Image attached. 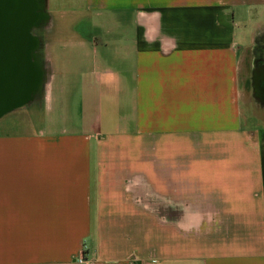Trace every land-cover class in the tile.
Instances as JSON below:
<instances>
[{"label": "crops", "instance_id": "obj_1", "mask_svg": "<svg viewBox=\"0 0 264 264\" xmlns=\"http://www.w3.org/2000/svg\"><path fill=\"white\" fill-rule=\"evenodd\" d=\"M45 11L46 82L0 116V264H264V127L239 42L264 0Z\"/></svg>", "mask_w": 264, "mask_h": 264}, {"label": "water", "instance_id": "obj_2", "mask_svg": "<svg viewBox=\"0 0 264 264\" xmlns=\"http://www.w3.org/2000/svg\"><path fill=\"white\" fill-rule=\"evenodd\" d=\"M45 16V0H0V116L42 90L41 41L32 30Z\"/></svg>", "mask_w": 264, "mask_h": 264}, {"label": "rangeland", "instance_id": "obj_3", "mask_svg": "<svg viewBox=\"0 0 264 264\" xmlns=\"http://www.w3.org/2000/svg\"><path fill=\"white\" fill-rule=\"evenodd\" d=\"M250 19L253 20V24H252V26L251 25H245L242 27V30H245V32H246V37H244V35H242L241 40L239 41L240 44H246V46H248V47H245V49H244L245 54L242 52L243 58L241 60L240 89H241V93H242L243 105H245V107H248L249 111H251V112L254 111L256 114L260 115L264 121V102H261L255 95L252 80H251V69H250V67L252 65L250 64V59H249V53H250V49H251L250 45H251V43H253L252 42L253 41V34L255 33V31L257 33L259 30H264L263 29L264 23H263V25L261 23H260L261 25H259V23H258L259 27L256 28L257 21H260V20L264 21V14H261V12H260V14L259 13L258 14H252L250 16ZM32 32H33V34H39L40 35L39 28L33 29ZM250 32H251V37L249 38ZM39 51H41V50L39 49ZM41 57H42V54H41ZM42 63H44V62H42ZM45 64H43L44 67H45ZM44 72H46V68H45ZM44 81H45V79H44ZM256 114L254 115L255 118L253 116H250L248 118V124L253 125V126H259V127L263 128L264 123H263L262 119Z\"/></svg>", "mask_w": 264, "mask_h": 264}, {"label": "flooded vegetation", "instance_id": "obj_4", "mask_svg": "<svg viewBox=\"0 0 264 264\" xmlns=\"http://www.w3.org/2000/svg\"><path fill=\"white\" fill-rule=\"evenodd\" d=\"M252 51L251 80L256 97L264 102V30L257 32Z\"/></svg>", "mask_w": 264, "mask_h": 264}, {"label": "built area", "instance_id": "obj_5", "mask_svg": "<svg viewBox=\"0 0 264 264\" xmlns=\"http://www.w3.org/2000/svg\"><path fill=\"white\" fill-rule=\"evenodd\" d=\"M75 262L78 264H92V261L86 258L83 253H80L78 256H76Z\"/></svg>", "mask_w": 264, "mask_h": 264}]
</instances>
